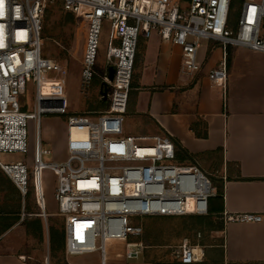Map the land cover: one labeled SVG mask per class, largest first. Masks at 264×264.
<instances>
[{
	"label": "built area",
	"instance_id": "obj_1",
	"mask_svg": "<svg viewBox=\"0 0 264 264\" xmlns=\"http://www.w3.org/2000/svg\"><path fill=\"white\" fill-rule=\"evenodd\" d=\"M52 1L0 0V169L23 197L31 190L37 215L44 219L48 215L42 172L52 173L67 258L96 251L99 264H105L109 242H125V257L136 258L143 244L128 241L140 236L141 227L135 220L205 216L208 200L216 195L210 175L197 162L173 163L175 148L168 134L130 136L123 130L139 36L147 38L156 31L162 41L178 45L179 73L188 77L200 70L197 52L201 41L214 42L222 49V58L210 77L221 82L228 47L264 53V37L260 36L264 0L242 1L235 30L228 26L230 0H188L185 11L179 0H60L65 12L85 23L80 93L89 91L95 77L107 84L108 107L96 116L67 114L65 95L40 93L47 72L59 68L40 53L43 17ZM103 22L109 28L99 75L94 66ZM109 66L113 68L111 80L107 78ZM28 79L35 85L29 115L20 110L18 102ZM45 114H67L62 160L42 159L50 152L40 146V119ZM28 118L34 123L30 170L21 160L8 156L27 153ZM260 220L255 213L223 214L225 223ZM201 253L199 246L184 239L172 256L179 264H192L201 261Z\"/></svg>",
	"mask_w": 264,
	"mask_h": 264
},
{
	"label": "crops",
	"instance_id": "obj_2",
	"mask_svg": "<svg viewBox=\"0 0 264 264\" xmlns=\"http://www.w3.org/2000/svg\"><path fill=\"white\" fill-rule=\"evenodd\" d=\"M139 38L126 111L197 155L202 170L222 188L221 205L218 199L209 200L219 228L193 242L202 259L192 264H264V53L228 47L225 79L214 82L210 71L222 58L214 42L201 41L200 70L188 77L179 73L178 45L162 41L156 31ZM197 121L206 126V138L191 130ZM237 213L259 214L261 220L223 221V214ZM0 235V264H32L24 252L30 236L19 223ZM130 264L179 263L143 256Z\"/></svg>",
	"mask_w": 264,
	"mask_h": 264
},
{
	"label": "rangeland",
	"instance_id": "obj_3",
	"mask_svg": "<svg viewBox=\"0 0 264 264\" xmlns=\"http://www.w3.org/2000/svg\"><path fill=\"white\" fill-rule=\"evenodd\" d=\"M179 1L182 10L185 11L188 1ZM242 1L243 0H233L230 12L232 29H236ZM108 28V23L103 22L99 36L96 64L94 66L96 73L99 75L103 73V66L105 63ZM260 36L264 37V23H262L260 28ZM140 42L141 40L139 38L138 47ZM84 43L85 23L75 16L72 18L69 17L68 12L62 9L60 0H53L50 2L47 5L43 17L40 53L44 58L53 59L59 68L58 70L47 72L45 80L41 84L40 93L44 96L65 95L67 100V114L78 113L96 116L95 113L102 109L98 102L103 101L100 95V85L95 84L96 80H99L98 77L94 78V83L91 82L89 91L86 94L80 93L79 90L80 60L83 54ZM34 101L35 85L31 79H28L26 80L25 91L18 98L20 110L27 115L31 114ZM67 114H45L40 119V146L42 149L50 151L49 154L43 155L42 159L44 161L49 162L65 158L64 141L66 138L65 121ZM122 126L124 132L130 136H150L156 134L153 127L147 123L142 116L133 114L129 112V110L123 115ZM27 136V153L8 156H12L13 159L21 160L29 166L30 170L34 145V123L30 118L27 119ZM140 143L151 144L149 142ZM193 156L198 164L202 162L197 155ZM4 157L7 158V156ZM178 160H174L173 163L179 164ZM42 181L48 216L46 219L41 218L43 225L42 240L39 241L37 238L30 237V244L24 245V252L27 255L26 259L32 264H70V262H67L68 259L72 264H99L100 257L96 251L67 258L64 254V250H50L47 228L49 226L60 228L61 225H63V219L56 214V203L53 196L55 179L49 170H44L42 172ZM18 193L16 190L11 191L9 189L0 192V218L1 208L7 213H11L8 216L10 218L13 213L17 211V203L19 204V212L22 217V205L24 201L22 199L23 196ZM27 204L31 211L38 212L32 195L27 197ZM135 222L141 227L140 236L129 239L128 241H141L143 244V253L139 254L137 258L126 259L123 254L125 242H109L107 243L104 255L105 264H130L140 260L143 256L155 259L160 258L163 261H171L174 258L172 256L173 250L181 245L184 239L190 244H193L195 240L197 241L196 243H198L202 241L203 235L209 233L207 228L196 231L185 230V226L189 224V221L181 217H142L135 220ZM198 233L200 236H197Z\"/></svg>",
	"mask_w": 264,
	"mask_h": 264
},
{
	"label": "trees",
	"instance_id": "obj_4",
	"mask_svg": "<svg viewBox=\"0 0 264 264\" xmlns=\"http://www.w3.org/2000/svg\"><path fill=\"white\" fill-rule=\"evenodd\" d=\"M233 0H230V6H229V14H228V26L231 28V21H230V12L232 8ZM240 13V9H239ZM69 17H73V14L69 13ZM239 18V15H238ZM237 18V21H238ZM237 25V23H236ZM232 29V28H231ZM233 30H235L233 28ZM139 57L140 54L136 50L135 54V60H134V69L137 67V63L139 62ZM228 60V58H227ZM134 75H132V80H133ZM131 80V84H132ZM92 83H94V78L92 79ZM101 81L95 82L96 85H100ZM99 105H101V110H105L108 107V103L106 101H99ZM191 130L194 132V135L198 138H206L207 132H206V126L199 121L191 125ZM172 139V138H171ZM172 142L174 144L175 148V160L179 164H185V163H193L197 162L195 157L191 155L189 152H187L185 149H183L177 141L172 139ZM180 161V162H179ZM1 170V169H0ZM212 183L214 185L216 195L211 198H215L220 200L219 203L221 205L222 202V188L219 187L215 183V179L211 178ZM7 189L9 190H16L17 193L19 192L17 188L14 186V184L11 182V180L2 172L0 171V192L6 191ZM19 194V193H18ZM32 195L31 190H29L26 195L22 198L24 203L22 205L23 208V216L21 217V214L19 212V204L17 203V211L13 213V215L9 218L8 216L11 213H7L4 211L3 208H1V218H0V234L3 233L5 230H7L9 227L12 225L19 223L25 230V233L27 236L37 238L39 241L42 240L43 238V225L41 222V218L37 215L38 212H33L30 210L27 204V197ZM33 196V195H32ZM210 198V199H211ZM209 199V200H210ZM208 200V214L205 216H197V215H186V216H181V218L188 220L189 224H186L185 230L187 231H196V230H201L203 228H207L209 231L210 230H215L216 228H219L218 222L215 219H212L213 212L212 209L210 208V202ZM222 206H220L218 209L221 210ZM148 218H158V217H148ZM214 223H213V222ZM221 227V226H220ZM199 232V231H198ZM47 233H48V242H49V247L50 250L56 251V250H64V227L61 225L60 228H55L53 226H49L47 228Z\"/></svg>",
	"mask_w": 264,
	"mask_h": 264
},
{
	"label": "water",
	"instance_id": "obj_5",
	"mask_svg": "<svg viewBox=\"0 0 264 264\" xmlns=\"http://www.w3.org/2000/svg\"><path fill=\"white\" fill-rule=\"evenodd\" d=\"M112 75H113V68L111 66L107 67V78L109 80L112 79ZM100 95L103 101H106L107 99V84L106 82L102 81L100 83Z\"/></svg>",
	"mask_w": 264,
	"mask_h": 264
}]
</instances>
